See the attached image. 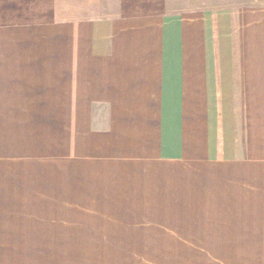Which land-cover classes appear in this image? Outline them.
Returning <instances> with one entry per match:
<instances>
[{"label":"crops","instance_id":"obj_1","mask_svg":"<svg viewBox=\"0 0 264 264\" xmlns=\"http://www.w3.org/2000/svg\"><path fill=\"white\" fill-rule=\"evenodd\" d=\"M41 212L203 230L0 243L88 244L75 264H264V0H0V218Z\"/></svg>","mask_w":264,"mask_h":264},{"label":"rangeland","instance_id":"obj_2","mask_svg":"<svg viewBox=\"0 0 264 264\" xmlns=\"http://www.w3.org/2000/svg\"><path fill=\"white\" fill-rule=\"evenodd\" d=\"M43 213H34V216L30 220H18L20 226H11L7 220L0 218V234H16V235H47V234H74V233H105L108 230L113 233H187L186 231L193 229L201 233L203 228H187L184 226L177 227H157V228H96L80 226H60L57 219L43 218ZM55 212H51L53 215ZM56 212L55 214H58ZM39 215L41 217H39ZM11 221V220H9ZM96 228V229H95ZM211 229L212 228H208ZM92 230L93 232H89ZM97 230V232H95ZM123 231V232H115ZM216 231V227L214 228ZM88 244H69V243H0V264H75V261H81L72 257V252L78 249H72L73 246H84ZM77 259V260H76Z\"/></svg>","mask_w":264,"mask_h":264}]
</instances>
